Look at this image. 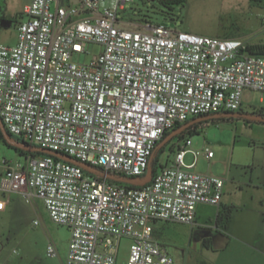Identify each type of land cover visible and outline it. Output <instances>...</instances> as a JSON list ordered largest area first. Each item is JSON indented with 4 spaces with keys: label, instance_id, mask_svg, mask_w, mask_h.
Wrapping results in <instances>:
<instances>
[{
    "label": "built area",
    "instance_id": "1",
    "mask_svg": "<svg viewBox=\"0 0 264 264\" xmlns=\"http://www.w3.org/2000/svg\"><path fill=\"white\" fill-rule=\"evenodd\" d=\"M128 1L30 0L16 43H0L5 130L92 169L49 154L0 158L1 189L42 200L53 221L68 228L63 264H116L122 239L130 241L125 264H173L154 224L193 223L197 204L219 205L224 180L184 163L187 152H200L188 149L189 138L143 186L108 175L142 177L164 133L195 117L240 110L245 89L264 92V54L240 39L173 24L124 28L119 15ZM88 42L102 52L88 64L73 62ZM46 252L58 254L52 244Z\"/></svg>",
    "mask_w": 264,
    "mask_h": 264
},
{
    "label": "rangeland",
    "instance_id": "2",
    "mask_svg": "<svg viewBox=\"0 0 264 264\" xmlns=\"http://www.w3.org/2000/svg\"><path fill=\"white\" fill-rule=\"evenodd\" d=\"M30 0H0V43H16V25L24 19V6ZM165 6L159 0H130L120 15L127 23L122 27L137 29L136 24L149 21L153 24H173L176 30L189 33L242 40L257 49L264 47V0H185L182 4ZM132 24H129L130 22ZM103 50L102 45L88 42L84 52L73 54L71 60L88 64ZM264 108V92L245 89L242 93L241 116H222L196 122V132L190 137V148L199 150L193 171L201 174L220 176L225 173L233 145L242 147V161L233 163L232 172L239 176L260 177L264 181V112L258 120L251 115ZM237 112V111H236ZM261 116V117H260ZM260 117V119H259ZM186 135V133H185ZM181 138L172 137L158 152V162L170 165L174 159V148ZM209 148L213 157L208 161L204 149ZM171 149V150H170ZM0 158L10 162L23 161L24 156L0 140ZM193 161V154L187 152L185 163ZM8 200L5 210L0 213V264H63L70 232L64 225L53 221L42 200L35 198L26 202L16 192H6ZM216 208L208 204H197L199 217L196 225L162 223L161 242L172 257L173 264H210V253L202 246L204 230L213 228ZM211 220V222H210ZM169 226L164 236V228ZM200 229V230H198ZM165 232V231H164ZM130 241L120 242L116 264H125ZM55 246L56 256H48L46 248Z\"/></svg>",
    "mask_w": 264,
    "mask_h": 264
},
{
    "label": "crops",
    "instance_id": "3",
    "mask_svg": "<svg viewBox=\"0 0 264 264\" xmlns=\"http://www.w3.org/2000/svg\"><path fill=\"white\" fill-rule=\"evenodd\" d=\"M238 111H241V108ZM238 111L235 112L238 113ZM259 112L261 113L262 109L256 111V113ZM223 114L224 112L220 115L224 116ZM195 123L188 127L189 133L196 132L197 127ZM189 133L184 134V138L190 139L188 136ZM190 145L188 149L193 150L190 148ZM236 146H238V150L242 148L239 145H233V152L225 173L220 176L217 175V177L224 180L222 196L219 205H212L216 208V213L213 217L214 226L213 228L204 230L201 239L202 246L211 254L210 264H264V181L260 177L253 178L252 176H242L241 174L236 176L232 172L233 163L242 161L241 152H234ZM197 156L194 157L193 155V161L191 163H194V166ZM207 159L208 161L210 160V158ZM193 168L191 169L192 171ZM4 173V169L0 166V182ZM5 193L6 191H3L0 187V200L5 202L2 209H0V213L5 210L8 203V200L4 199ZM219 213H228L229 218L217 222L216 219ZM198 220L199 217L195 210L194 222L188 225H196ZM162 223L173 222H156L154 224V236L165 249L164 244L160 241L161 237L157 232V230L160 232V228L162 227L158 226ZM163 228L165 231H163L164 236H166L169 226ZM201 263L203 264L204 262Z\"/></svg>",
    "mask_w": 264,
    "mask_h": 264
},
{
    "label": "water",
    "instance_id": "4",
    "mask_svg": "<svg viewBox=\"0 0 264 264\" xmlns=\"http://www.w3.org/2000/svg\"><path fill=\"white\" fill-rule=\"evenodd\" d=\"M224 116H229V117H234V116H241L242 114H238L236 112H229V113H224ZM214 115H211L209 117H213ZM245 117H248L247 115H243ZM249 119H258V117H248ZM202 117L199 118H194L186 123H184L182 126H180L179 128H177L174 131H171L162 141H160L157 144V147H161L162 145H164L169 139H171L172 137H174L175 135H177L178 133L182 132L183 130H185L186 128H188L190 125L194 124L196 121H200L202 120ZM0 131L3 134L4 140L6 141L7 144L15 147V148H19L22 149L24 151H29V152H40L43 154H49L51 156H54L58 159L76 164L78 166H80L81 168L87 170V171H92L91 167L86 164L83 163L79 160H76L70 156L64 155L62 153L47 149V148H42V147H37V146H32L29 144H25L21 141L15 140L4 128V125L2 123V120L0 119ZM152 158V157H151ZM150 158V160H151ZM152 169L150 167L147 168L146 173L142 176V177H122V176H115V175H108V177L114 181H118V182H123L126 184H130V185H134V186H143L145 185L147 182H149L152 179Z\"/></svg>",
    "mask_w": 264,
    "mask_h": 264
},
{
    "label": "trees",
    "instance_id": "5",
    "mask_svg": "<svg viewBox=\"0 0 264 264\" xmlns=\"http://www.w3.org/2000/svg\"><path fill=\"white\" fill-rule=\"evenodd\" d=\"M163 5H165V6H168V7H170L169 5H172V4H182V3H184L185 2V0H159ZM249 50L251 51V52H257V53H262V54H264V47H260V48H257V49H253L252 47H249ZM241 111H238V113H240ZM224 113H229V112H224ZM221 114V113H220ZM220 114H217L215 117H217V118H223ZM256 116H259L260 114L259 113H254ZM209 116H211V115H204V116H200V117H202L203 119L202 120H204V121H207L209 118H213V117H209ZM261 117V116H260ZM259 117V118H260ZM230 118V117H229ZM187 122V121H186ZM185 122V123H186ZM201 122V121H200ZM181 125H176L171 131H174V130H176L177 128H179ZM171 131H168V132H166V133H164V135H163V137L160 139V141H162ZM189 133V128H187V129H185V130H183L182 132H180V133H178L177 135H175L174 137H178V138H181V137H183L184 136V134L185 133ZM189 134H191V133H189ZM12 136V135H11ZM15 140H18V141H21V142H23V143H25V144H28V143H26L24 140H22L21 138H19V137H15V136H12ZM0 140H2L3 142H4V144H6L8 147H10V148H12V149H14L16 152H18L20 155H22V156H26V155H31V156H40V155H44L43 153H40V152H37V151H35V152H29V151H24V150H22V149H19V148H15V147H13V146H11V145H9V144H7L6 143V141L4 140V137H3V134H2V132L0 131ZM159 141V142H160ZM158 142V143H159ZM157 143V144H158ZM157 144H156V147H155V149H154V151H153V154H152V158H151V160H150V162H149V167L152 169V174L154 175L155 173H156V171L159 169V168H161V167H163L164 165H161V164H159V162H158V152L159 151H161L162 150V148H163V146L165 145V144H167V142L164 144V145H162L161 147H157ZM171 150V149H170ZM120 176H122V175H120ZM122 177H124V176H122ZM229 218V214L228 213H224V214H218V216H217V219H216V221L217 222H219L220 220L222 221V220H227ZM157 232H158V234H159V236H160V232L157 230Z\"/></svg>",
    "mask_w": 264,
    "mask_h": 264
},
{
    "label": "flooded vegetation",
    "instance_id": "6",
    "mask_svg": "<svg viewBox=\"0 0 264 264\" xmlns=\"http://www.w3.org/2000/svg\"><path fill=\"white\" fill-rule=\"evenodd\" d=\"M248 117H253V116H256L254 113H252L251 115H247ZM195 118H199V117H195ZM194 119V118H192Z\"/></svg>",
    "mask_w": 264,
    "mask_h": 264
}]
</instances>
